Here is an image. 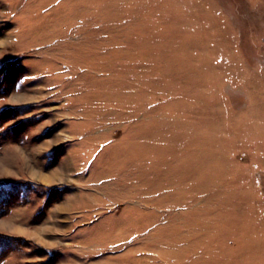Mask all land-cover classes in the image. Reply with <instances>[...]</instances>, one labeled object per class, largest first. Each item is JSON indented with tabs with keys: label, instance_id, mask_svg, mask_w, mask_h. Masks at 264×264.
<instances>
[{
	"label": "rangeland",
	"instance_id": "rangeland-1",
	"mask_svg": "<svg viewBox=\"0 0 264 264\" xmlns=\"http://www.w3.org/2000/svg\"><path fill=\"white\" fill-rule=\"evenodd\" d=\"M0 264H264V0H0Z\"/></svg>",
	"mask_w": 264,
	"mask_h": 264
}]
</instances>
